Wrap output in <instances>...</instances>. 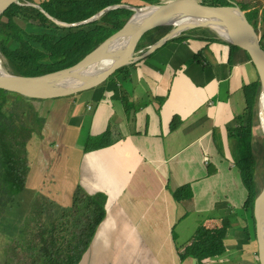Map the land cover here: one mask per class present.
Returning a JSON list of instances; mask_svg holds the SVG:
<instances>
[{
	"label": "crops",
	"instance_id": "1",
	"mask_svg": "<svg viewBox=\"0 0 264 264\" xmlns=\"http://www.w3.org/2000/svg\"><path fill=\"white\" fill-rule=\"evenodd\" d=\"M247 54L219 36L170 39L126 65L127 79L53 98L34 134L45 154H30L31 137L17 199L29 204L39 193L70 207L77 186L104 195V217L79 264H192L179 256L178 225L184 221L180 238L200 221L186 220L199 216L200 227H213L215 214L221 223L244 212L248 191L228 130L244 115V87L259 80ZM29 100L37 110L45 99ZM65 132L73 135L66 144L84 142L76 165L68 163L71 145L63 160L56 153ZM55 153L57 169H50ZM184 185L192 196L179 201L174 192Z\"/></svg>",
	"mask_w": 264,
	"mask_h": 264
},
{
	"label": "trees",
	"instance_id": "2",
	"mask_svg": "<svg viewBox=\"0 0 264 264\" xmlns=\"http://www.w3.org/2000/svg\"><path fill=\"white\" fill-rule=\"evenodd\" d=\"M32 1L41 3L51 14L64 21L87 18L112 3L126 2L140 6L161 2V0ZM219 2L229 4V1ZM241 8L246 11V16L255 29L261 33L260 43L264 48V6L244 2ZM132 14L133 11L130 9L118 8L111 10L100 20L72 28H61L49 21L35 7L12 4L0 16V52L6 59L3 64L9 72L21 75H39L73 65L120 29ZM168 30L169 27L151 30L144 46L152 44ZM194 31H197V34L193 33ZM207 36L218 38V35L208 28H196L186 30L172 40ZM231 46L239 48L233 44ZM119 75L127 79L128 66L122 67L109 80ZM8 92L0 89L3 100ZM243 92L244 115L239 117L237 126L229 128L228 135L234 139L232 161L240 171L248 191L244 208L251 209V219L255 221L254 203L262 188L258 181L259 162L253 135L256 125L255 106L260 93L259 80L246 85ZM2 107L1 102L0 111ZM39 120L40 122L36 120L37 128L25 123L13 129L0 128V216L8 207L16 206L18 202L17 193L29 168L28 141L42 128L44 118ZM173 123L174 125L177 123L176 118ZM262 147L264 148V141ZM174 195L179 201L188 199L192 196V190L189 185H184L175 190ZM40 198L37 197L35 200ZM43 198L45 201L42 199L41 202L30 204L26 213L33 212V215L21 221L16 236L10 241L15 248H21L23 255L9 256L8 262L17 259L20 264H79L89 249L97 225L104 217V195H89L77 186L70 207H63L44 196ZM34 212H37L36 215ZM228 233V223L226 226L225 222L216 227H199L192 243L188 245L189 250L186 249L187 252L184 254L179 252V256L185 259L190 254L193 260H196V264H208V261L227 251L225 239Z\"/></svg>",
	"mask_w": 264,
	"mask_h": 264
},
{
	"label": "water",
	"instance_id": "3",
	"mask_svg": "<svg viewBox=\"0 0 264 264\" xmlns=\"http://www.w3.org/2000/svg\"><path fill=\"white\" fill-rule=\"evenodd\" d=\"M12 4L35 7L61 28H72L100 20L105 14L118 8L130 9L133 14L120 29L78 62L67 67L39 75L13 74L0 58V89L37 99L74 95L101 85L122 67L147 56L182 32L208 28L250 56L260 82L258 102L261 112V102L264 99V48L260 43L259 32L247 18L246 11L235 1L229 0V4H222L217 0H169L140 6L126 2L112 3L78 21H64L51 14L41 3L32 0H0V16ZM160 27H169V30L152 44L144 46L148 33ZM101 61L103 64L93 72L91 69L85 71L95 65L93 63ZM261 199L264 201V183L254 203L258 260L259 264H264V228L260 229L257 215Z\"/></svg>",
	"mask_w": 264,
	"mask_h": 264
},
{
	"label": "rangeland",
	"instance_id": "4",
	"mask_svg": "<svg viewBox=\"0 0 264 264\" xmlns=\"http://www.w3.org/2000/svg\"><path fill=\"white\" fill-rule=\"evenodd\" d=\"M167 0H161V2H166ZM221 2L224 1H229V0H218ZM238 3L240 6L244 4L243 1L253 4V5H258V6H264V0H232ZM193 33L197 34V31H194ZM261 36V33H259ZM264 42V41H263ZM146 48V47H145ZM0 58L2 59V62L5 64L6 59L2 56L0 52ZM256 78V76L254 75ZM116 78V77H115ZM260 96V93H259ZM258 96V100H259ZM27 99V100H26ZM30 97H23L20 96L17 93L14 92H8L6 95L5 99L3 100V97L0 96V105L2 102V110L0 111V128L1 129H13L16 126H19L21 123L28 124L30 126H33L34 128L38 127L37 124V119L38 122H40L39 118H45L47 116V112L52 109L53 110V98L52 99H45L42 100V102H39L40 104L37 107H34L31 109L29 105L27 104ZM66 103V102H65ZM55 107V106H54ZM256 107V125L254 126L253 129V135L255 137V153L258 157V169H257V175H258V181L262 184L264 183V148L262 147V143L264 141V127L262 125V120L264 119L263 116H261L260 112V104L259 102L257 103ZM1 109V108H0ZM262 118V120H261ZM43 125V124H42ZM29 126V127H30ZM40 132V130H39ZM37 132V133H39ZM35 134V133H34ZM32 135V143L30 144V154L37 151L38 155L41 156L45 153H43L40 149V146L38 142L40 141V138H37L35 135ZM35 138H34V137ZM39 136V134H38ZM73 135H70L69 133L65 132L62 134V138H64V142H61V149L57 148V152L60 155V160H63L61 158L64 150H68L69 146L72 152L70 154V158L68 160L69 165H76L80 155H81V147L84 142L82 141H76L72 144H66V139L70 138ZM77 137L82 136V135H76ZM80 138V137H79ZM108 138V137H107ZM91 141V140H90ZM90 143V142H89ZM28 146V145H27ZM35 146L36 149H35ZM262 149V150H261ZM29 151V150H28ZM56 153L55 155L51 158V165L49 166L50 169H57L58 162L56 161ZM68 158V157H67ZM31 159V158H30ZM27 194V199L28 200V195ZM36 197H41L38 200H34L31 203H24L22 201L17 202L16 206H12L11 208L8 207L3 215L0 216V263L1 264H20L17 259L13 260L12 262H8L7 258L9 256H21L23 255V252L21 248L17 247L15 248V245L10 242L13 237L16 236V233L18 232V228L20 227V224L22 223L25 218L28 216H32L33 212H28L26 213L29 208L30 204H36L38 201L41 202L43 196H41L39 193L35 194ZM25 194H22L20 196V199L25 198ZM45 201V199H44ZM22 203V204H21ZM37 212H34V215H36ZM253 213H254V208H253ZM234 216V215H233ZM233 216H230V218L227 219H222L221 223V217L218 215H214L212 218L213 222L218 221L217 224H215L213 227L216 226H221L224 222L228 223V236L225 239L226 246H227V251L216 257L213 258L212 260L208 261V264H259L258 262V253H257V237H256V220L251 219V209H245L242 214H238L237 217L233 218ZM193 221L186 220L190 223V225H195V223H198V227L196 226V231L198 228L203 225V219L200 218L199 216L197 218H191ZM241 219V220H240ZM255 219V216H254ZM238 220H240L238 222ZM184 223H180L178 225L177 229L175 230V236L176 240L179 242V250L181 254H184L189 250L188 245L192 243L194 239V235L196 231L189 235H184L183 237H178L180 232V227ZM210 224V223H208ZM210 228V227H209ZM12 243V244H11ZM12 246V247H11ZM187 249V251H186ZM255 258H254V257ZM191 258L190 254L186 257ZM182 261H185L182 259ZM186 263V261H185ZM192 264H196V260H193Z\"/></svg>",
	"mask_w": 264,
	"mask_h": 264
},
{
	"label": "bare ground",
	"instance_id": "5",
	"mask_svg": "<svg viewBox=\"0 0 264 264\" xmlns=\"http://www.w3.org/2000/svg\"><path fill=\"white\" fill-rule=\"evenodd\" d=\"M93 64H95V65L88 67L87 69H85V71H88L89 69H91L93 72L96 69V67L98 68L103 64V61L98 62V63H93ZM86 74H87V72H86ZM261 114L264 117V99L261 102ZM262 125L264 127V119L262 120ZM257 215H258V220L260 223V229H263L264 228V201L262 199L258 203Z\"/></svg>",
	"mask_w": 264,
	"mask_h": 264
}]
</instances>
